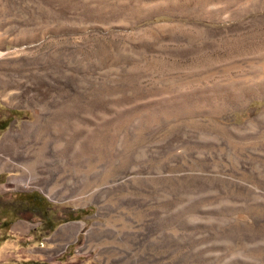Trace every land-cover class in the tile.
I'll return each mask as SVG.
<instances>
[{
  "label": "rangeland",
  "instance_id": "374dc122",
  "mask_svg": "<svg viewBox=\"0 0 264 264\" xmlns=\"http://www.w3.org/2000/svg\"><path fill=\"white\" fill-rule=\"evenodd\" d=\"M2 83L0 204L53 232L0 224V264H264V0H0ZM67 105L110 145L4 149Z\"/></svg>",
  "mask_w": 264,
  "mask_h": 264
},
{
  "label": "bare ground",
  "instance_id": "6f19581e",
  "mask_svg": "<svg viewBox=\"0 0 264 264\" xmlns=\"http://www.w3.org/2000/svg\"><path fill=\"white\" fill-rule=\"evenodd\" d=\"M10 86L8 83H2L0 87L9 88ZM170 96H171V94H170ZM44 107H46V106H44ZM144 109H146V108H144ZM43 110H41V111H43ZM91 113H93V112L89 109H78V108H75L73 106L67 105V106H64V107L57 109L53 113V115L49 116V117H46V115H44V114H41V115L38 114L37 115V122L35 124L30 125V126H24V131L22 132V134L17 135L14 133H10L5 138V145L3 147L5 150H7V152L8 151H16L17 153L19 152V148H21L20 153H24L25 156H29L35 150V144H32V142H41V144L60 143L61 146L63 147V149H65L66 152H68L70 154H79L80 156L93 155L97 152V150H101V149L104 150L105 148H107L110 145V143L112 142L114 135L113 136L109 135V132L107 131V125H105L104 128L99 129L98 131L91 133V131L88 130V128L86 127L88 125H86V123L84 121L85 118L89 119V117H91V115H92ZM80 122L83 123V125H81ZM16 158H18V157H16ZM7 160L5 161V163H7V165H8L9 160H8V162H7ZM11 161H13V160L11 159ZM4 164H2V165H4ZM10 165L11 164H9V166ZM14 165H15V162H14ZM3 167H6V166H3ZM3 167H0V168H3ZM29 167H31V166H29ZM29 167L27 168V167H21L20 166V168L22 169L23 172L31 174L30 173L31 169H29ZM16 168H18V170H19V167L16 166ZM37 172H38V170H37ZM35 173H33V174H35ZM37 175H38V173H37ZM28 179H30V181H31L32 178L29 177ZM78 196L79 195L74 196L75 203L77 202V203L81 204V202H88L89 201L88 199H85V200L80 199Z\"/></svg>",
  "mask_w": 264,
  "mask_h": 264
},
{
  "label": "flooded vegetation",
  "instance_id": "af4514ba",
  "mask_svg": "<svg viewBox=\"0 0 264 264\" xmlns=\"http://www.w3.org/2000/svg\"><path fill=\"white\" fill-rule=\"evenodd\" d=\"M47 201H44L35 195L33 199L22 200L20 202L11 201L9 203L0 204V224L9 225L15 220H21L20 216H25L27 213L37 211L41 217L44 218V226L47 231L53 232L52 220L48 216V213L43 210L47 205ZM42 223H39L28 230L31 233L32 229L42 227Z\"/></svg>",
  "mask_w": 264,
  "mask_h": 264
},
{
  "label": "crops",
  "instance_id": "0c3cea01",
  "mask_svg": "<svg viewBox=\"0 0 264 264\" xmlns=\"http://www.w3.org/2000/svg\"><path fill=\"white\" fill-rule=\"evenodd\" d=\"M72 227H73V226H70V227H68V228H65L64 236H66V238H68V237H69V234H70L71 232H73L74 227H73V229H72Z\"/></svg>",
  "mask_w": 264,
  "mask_h": 264
}]
</instances>
